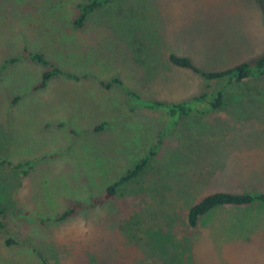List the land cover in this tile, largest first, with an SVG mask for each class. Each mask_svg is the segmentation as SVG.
<instances>
[{
    "label": "rangeland",
    "instance_id": "obj_1",
    "mask_svg": "<svg viewBox=\"0 0 264 264\" xmlns=\"http://www.w3.org/2000/svg\"><path fill=\"white\" fill-rule=\"evenodd\" d=\"M81 1L0 0V64L21 56L1 70L0 159L35 160L25 174L0 166V264H264V202L216 206L194 227L186 218L211 192H264V75L224 87L169 60L209 71L264 55L261 0H113L77 28ZM24 49L78 78L36 88L44 67ZM113 76L143 100L210 102L186 115L131 110L136 100L100 84ZM158 137L145 172L91 204ZM74 201L70 217L94 232L58 239L69 217H55Z\"/></svg>",
    "mask_w": 264,
    "mask_h": 264
},
{
    "label": "trees",
    "instance_id": "obj_2",
    "mask_svg": "<svg viewBox=\"0 0 264 264\" xmlns=\"http://www.w3.org/2000/svg\"><path fill=\"white\" fill-rule=\"evenodd\" d=\"M113 0H83L77 3V14L72 20V23L75 27L81 28L84 26L88 16L95 11L98 7L109 3ZM262 8L264 9V0L260 2ZM25 59L29 61L39 63L44 67L41 81L36 85V88H43L48 80L55 76H64L67 78H78L77 75L61 70V68L53 61L46 58V56L38 51H27L24 49L23 55ZM21 56L10 57L7 60H4L0 64V76L1 70L7 66L8 64H12L16 62ZM169 60L172 64L179 66L184 69H189L193 72L198 73L200 76H203L207 81H221L223 83L222 86H226L232 82H241L248 77L264 75V55L258 56L253 62L252 61H243L237 63L233 66H230L221 70H209L205 71L198 68L194 65L193 61L190 57L185 55H176L174 53L169 54ZM100 84L105 88H110L112 86L120 87L128 100L132 103V99L136 100L138 105L128 104L129 108L133 110L136 107H143L146 109H155V110H169L170 112H178L180 115H186L187 113L192 112V106L195 104L196 108L198 105L203 103H209L210 100L208 98L209 93L204 92L197 96H194L190 99L178 102H163L159 100H143L140 96L129 89L123 88L122 80L118 76H113L108 80H101ZM223 88V87H222ZM222 88L213 91V95H215V103L214 107L219 106L223 102L224 93ZM134 96V97H133ZM133 97V98H132ZM200 110V109H199ZM107 123H101L97 125L94 130H100L105 127ZM161 142L160 137L158 140L154 142L148 152L142 156L139 160H137L130 168H128L125 173L114 183L109 185L103 196L92 198L91 204H95L97 202L107 200L109 198H113L117 193H120L119 189L121 186L126 183L136 179L138 176L143 174L145 170L148 168L150 161L153 159V156L158 152V148ZM35 160H22L15 164H12L7 159H0V166L9 165L15 171L21 174L28 173L30 168L34 165ZM254 201L264 202V192H256V193H234L230 191H215L209 194L204 195L201 199L193 204L189 210L186 212L187 222L191 227L196 226L198 220L204 213L208 212L212 208L219 205H245L250 204ZM70 207H66L61 213H59L55 219L56 220H64L72 215H74L79 208L83 207V204L79 201H74L70 205ZM10 241V239H9ZM40 255V253H39ZM41 256V255H40ZM43 264H49L47 261L42 258Z\"/></svg>",
    "mask_w": 264,
    "mask_h": 264
},
{
    "label": "clouds",
    "instance_id": "obj_3",
    "mask_svg": "<svg viewBox=\"0 0 264 264\" xmlns=\"http://www.w3.org/2000/svg\"><path fill=\"white\" fill-rule=\"evenodd\" d=\"M97 216H102L105 211L99 206L94 210ZM94 232V225L84 218L82 213H78L69 219L61 226L58 227L56 236L58 239L63 240L68 238L71 240H87Z\"/></svg>",
    "mask_w": 264,
    "mask_h": 264
}]
</instances>
